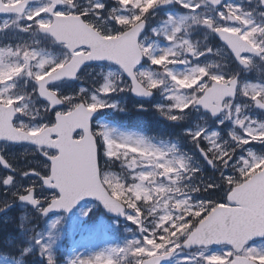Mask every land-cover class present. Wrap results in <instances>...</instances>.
<instances>
[{"label": "snow or ice", "instance_id": "6c2138e0", "mask_svg": "<svg viewBox=\"0 0 264 264\" xmlns=\"http://www.w3.org/2000/svg\"><path fill=\"white\" fill-rule=\"evenodd\" d=\"M114 3L105 14L101 0H87L86 7L79 0H0V14L8 16L0 32L38 35L45 45L63 49L57 58L40 47L41 40L0 47V142L30 145L43 158L42 165L18 169L0 155L6 170L0 187L43 215L71 210L81 199L94 197L137 227L140 238L77 256L70 264H163L193 247L200 249L198 255L184 257L183 264H264V250L248 246L254 238H264V175H252L253 165L264 170V155L250 149L246 156L237 155L250 144L264 145V122L244 114L246 107L264 110V83H247L240 71H227L228 63L247 71L255 66V58L264 61V21L223 0ZM173 4L188 14L169 15L161 27L152 29L163 46L149 42L142 35L149 13ZM194 26L218 36L223 47L214 50L193 42ZM208 55L217 59L196 63ZM105 61L119 72L109 71L94 87H81L76 94L64 95L57 88L63 80L82 81L81 70L89 62ZM142 62L147 70H141ZM156 91L166 94L169 105L157 111L169 121L185 119L190 109H203L212 117L222 115L218 127L231 121L240 130L229 132L230 140L222 143L217 132L207 134L203 127L185 132L207 165L219 171L216 182L203 179L193 157L178 154L175 146L158 147L132 137L117 141L107 131L91 129L94 113L116 107L106 100L112 94L151 97ZM241 98L246 101L243 107L235 103ZM29 102L35 105L32 113L27 112ZM70 116L75 128L69 138ZM100 138L108 161L128 158L127 179L101 168ZM202 142L208 147H201ZM23 180L29 181L26 186ZM214 191H222L223 197L192 200L194 194ZM252 203L259 206L258 218L249 214ZM35 242L46 264H55L50 246ZM213 244L228 250L212 253Z\"/></svg>", "mask_w": 264, "mask_h": 264}, {"label": "rangeland", "instance_id": "374dc122", "mask_svg": "<svg viewBox=\"0 0 264 264\" xmlns=\"http://www.w3.org/2000/svg\"><path fill=\"white\" fill-rule=\"evenodd\" d=\"M82 7H86L87 0H79ZM102 3L105 4V14L108 10L116 7L114 0H101ZM42 3V2H41ZM233 4L238 5L243 8L245 11H250L253 13V17L257 22L264 21L262 11L260 10V5L257 0H225L224 4ZM204 8L202 7L198 11H202ZM188 10L183 9L179 5H168L160 8H156L149 13L148 23L150 25L149 31L146 33L144 37L148 39L149 42H154L159 46L164 45V41L162 39H157L152 29L159 28L162 26L164 20L167 19L169 15L174 18H179L181 16L187 15ZM4 19H8V16L0 17V24L3 23ZM26 23V22H21ZM190 38L193 42H199L201 46H211L215 49L222 48L218 42L213 41V34L209 33L206 29L194 26ZM41 40L42 44L40 47H47L53 56L57 58L60 54L63 53V49L61 47H54L50 43L44 44V38L41 36L29 37L28 33H22L19 31L8 30L5 32H0V47L6 45H16L18 43H23L25 41L31 42L32 40ZM217 58L208 55L205 57H201L200 61L196 63H209ZM260 61V60H259ZM254 67L249 70L247 73L242 75L241 80L247 83H264V61L255 62ZM141 70H147V65H143ZM178 71L182 70V66H178ZM109 71L119 72V69L114 65L109 63L95 64L89 67H86L82 70L81 75H83V80H77L75 83L70 82H60L56 86L61 92V94H76L78 93L81 87L92 88L94 87V82L101 81L102 75H106ZM227 71L233 72V67L231 63H228ZM128 93H115L110 97H107L106 100L108 103L115 104V108H104L101 109L98 120L94 121L96 125L94 128V132L98 131H107L110 134V138L117 141H122L127 137H132L133 139H144L148 142L156 145L158 147H171L175 146L176 149L181 147L179 144L181 143H189L194 146L190 138L185 135L187 131L197 130L199 127H203L207 129V134H211L212 132H217L219 134V141L223 142L224 140H230L229 132L239 133V129L235 128L231 121H225L223 125L217 126V122L222 119V115L218 120H211L209 114L203 113L200 109L193 110L190 109L186 114V118L179 122H172L167 120L164 116L160 115L157 111V108H167L169 105V101L166 99V94L162 91H156L155 98L152 100L150 105V110H154L157 112L159 117L166 121L169 124L171 130H174L176 133L173 136H169L164 141H154L149 138L143 132L137 131H129L127 130L123 124L117 122H113L111 119H116V114L123 113L124 104L126 103V96ZM41 103V101H37V104ZM235 103L243 105L246 101L241 98L238 99ZM35 108L31 102H29V108L27 109L28 113H32ZM145 105H142L141 111H144ZM244 114L249 116L251 119H255L258 122H264V110L259 111L254 106L244 108ZM27 120V116L22 118ZM181 128V134H179ZM185 135V136H184ZM184 137L185 141H184ZM201 147H208L206 143H201ZM188 145V144H187ZM100 157H102V163L109 162L105 156V148L106 146L103 143L102 138H100ZM189 146V145H188ZM196 149V148H195ZM252 150L257 155H264V145L260 144H250L245 146V149H242L238 152V156H246L247 150ZM32 149H24L21 150L17 148L13 152H8V156L14 165L18 169H28L32 167H37L38 165H42L43 158L38 156V162L34 158V153L31 151ZM178 154H187L189 156V150L187 151H178ZM191 157L193 160L198 163L200 166L201 161L203 164L207 163L204 161L203 157L200 155V152L196 150V154L191 153ZM127 159L122 158L121 161H116L120 165L121 171L118 173L122 179H127L130 175V172L127 168ZM105 160V161H104ZM233 162H235V157ZM121 163L124 164L121 167ZM201 167V166H200ZM212 168V167H211ZM254 169H257L255 165H253ZM213 169V168H212ZM113 173H116L111 170H106ZM215 172H205L203 179L208 182H216L219 177V171L214 170ZM225 174H231L230 170H225ZM28 180H23L21 183L23 185L28 184ZM217 191H214L213 198H198V194H194L192 197L193 202H197L198 200H220L215 198ZM210 194V193H209ZM221 195L223 197L224 193L221 191ZM13 197L9 192L7 195V203L11 201ZM14 199V198H13ZM97 211V214H96ZM38 212L28 211L25 207L23 211L18 217L16 216L17 223H14L15 231L17 235L12 241V246H14V241H17L19 250H22L23 245H25L24 249L28 246H35L36 250L40 251L39 246L36 244V240L39 239L45 245H49V254L55 257L56 264H70L72 260H74L77 256H89L101 249H104L109 246H122L126 242L132 239L140 238V234L137 230V227L131 224L129 221L125 220L124 222H116V221H108L103 213L99 210V207L94 203H86L83 205L72 218H66L64 215L59 214L55 215L51 219H40ZM91 214V215H90ZM90 216V217H89ZM39 219V220H38ZM13 220V218L11 219ZM150 226V225H149ZM107 228H109L107 230ZM259 250H264V242L254 244ZM227 248H220L217 250H210L212 253L220 254L227 251ZM199 251L196 252H180L178 256H175L169 264H183L184 257H195L197 256ZM24 254V253H23ZM130 257V256H129ZM129 257L127 259H129ZM131 258V257H130ZM132 259V258H131ZM126 262V261H125ZM0 264H17L16 262L9 261L7 257L0 255ZM193 264H196L195 260H193ZM209 264H217L215 260H210Z\"/></svg>", "mask_w": 264, "mask_h": 264}, {"label": "trees", "instance_id": "16d2710c", "mask_svg": "<svg viewBox=\"0 0 264 264\" xmlns=\"http://www.w3.org/2000/svg\"><path fill=\"white\" fill-rule=\"evenodd\" d=\"M235 69L236 68L233 69V72L235 71ZM129 99L131 98L128 97V100ZM128 105H130V102L128 103ZM120 118L122 124L130 129L148 130L149 131L148 133L155 140H159L166 137V133L164 132L166 123L161 120L157 112L154 110L153 111L150 110L149 113L146 114L144 112L132 110L131 107L128 106L126 107L125 114ZM111 120L113 122L114 121L117 122V119L113 120L112 118ZM188 145L185 143V147L186 148L189 147V151L196 154L195 147L194 146L192 147V145L191 146ZM200 164L201 165L203 164L202 161ZM101 168L105 171L111 170L116 173H120V172L124 173V171H121L122 169H120V165H118V163H112L110 161L109 162L106 161L102 163ZM209 195H210L209 193H200V197H204V196L209 197ZM215 198L221 199L222 198L221 192L219 193L217 192ZM106 220L107 222L111 221L110 219H106ZM108 229L109 228H107V230ZM16 235L17 233L11 224L7 225L5 233L3 232V230L0 229V254L7 257L9 261L16 262L17 264H46V261L40 257V251L34 248L35 246L34 247L28 246L27 248L24 249L25 245H23L22 247L23 249L19 250L20 247H18L17 241H14V246H12V241ZM52 257L55 262V257L54 256ZM129 259L131 258L129 257ZM124 264H128V262L126 261L124 262Z\"/></svg>", "mask_w": 264, "mask_h": 264}, {"label": "water", "instance_id": "95a60500", "mask_svg": "<svg viewBox=\"0 0 264 264\" xmlns=\"http://www.w3.org/2000/svg\"><path fill=\"white\" fill-rule=\"evenodd\" d=\"M262 5V7L264 8V4H261ZM0 15H3V14H0ZM218 39H219V37L218 36H216ZM220 40V39H219ZM221 41V40H220ZM222 43H223V41H221ZM94 63H109V62H89V64H87V65H90V64H94ZM87 65H85V66H87ZM125 78H126V76H125ZM71 81H76V80H71ZM136 99H138V100H150L153 96H151V97H139V96H136L135 94H133V93H131ZM205 111V110H204ZM206 112V111H205ZM97 113L98 112H96V113H94L92 116H91V118H90V126H91V121L96 117V115H97ZM74 115V114H73ZM219 116H217V117H212L213 119H216V118H218ZM67 120H69V121H72V117L70 116V117H67L66 118ZM74 128H75V122L74 121H72V123H71V127H70V129H69V138H70V131L71 130H74ZM255 175H264V170H261L260 172H258V173H256V174H254L253 176H255ZM86 201H94V202H97L99 205H100V207H101V209L105 212V214L108 216V217H111V218H116V219H118V220H124L125 219V216H123V215H119V214H115V213H111V212H109L106 208H104V206L102 205V203H100L96 198H94V197H89V198H83V199H81L80 201H78L72 208H71V210H68V211H65L64 209H56V210H53V211H51V212H49L47 215H43L42 214V216H43V218H46V217H48V216H51V215H53V214H58V213H65L66 214V216L67 217H71L73 214H74V212L79 208V206L80 205H82L83 203H85ZM26 203V202H25ZM27 204V203H26ZM30 207H32L33 209H36L35 207H33V206H31L30 204H28ZM249 214L251 215V216H253L254 218H258V214H259V206H258V204H256V203H252V204H250V206H249ZM226 222H230V221H226ZM262 239H264V238H254L253 240H251V241H249L248 242V244H250L251 242H254V241H257V240H262ZM219 246H223V245H215V244H213L212 246H210V247H219ZM196 247H193V248H188V249H184V250H186V251H191V250H193V249H195ZM169 260H167V261H164L163 262V264H166L167 262H168Z\"/></svg>", "mask_w": 264, "mask_h": 264}, {"label": "flooded vegetation", "instance_id": "af4514ba", "mask_svg": "<svg viewBox=\"0 0 264 264\" xmlns=\"http://www.w3.org/2000/svg\"><path fill=\"white\" fill-rule=\"evenodd\" d=\"M262 12H263L262 15L264 18V11H262ZM30 147L31 146H29V145H13V144H5V143L0 142V155H4L6 157V159H8L9 162L14 165V163L11 161V159L8 156V152H13L17 148L24 150V149H29ZM34 158L38 162V159H39L38 155L34 154ZM5 172H6V170H4L2 168V166H0V176L4 175ZM7 195H5L3 187H0V224H2V225L6 224L7 218L11 214L15 213L18 217V215H20L23 211V204L20 203L18 200H15L12 198L11 201L9 202L10 204H8L7 203ZM196 251H200V250H196ZM196 251H194V252H196Z\"/></svg>", "mask_w": 264, "mask_h": 264}]
</instances>
